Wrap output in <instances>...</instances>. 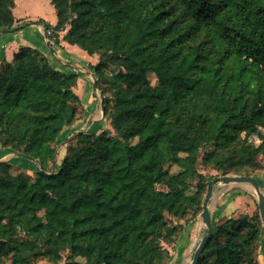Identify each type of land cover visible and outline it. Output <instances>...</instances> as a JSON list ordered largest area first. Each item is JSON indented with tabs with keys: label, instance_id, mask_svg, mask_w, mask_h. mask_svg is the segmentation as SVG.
Returning a JSON list of instances; mask_svg holds the SVG:
<instances>
[{
	"label": "trees",
	"instance_id": "obj_1",
	"mask_svg": "<svg viewBox=\"0 0 264 264\" xmlns=\"http://www.w3.org/2000/svg\"><path fill=\"white\" fill-rule=\"evenodd\" d=\"M52 3L54 30L71 25L69 42L100 55L92 69L111 93L104 113L116 133H78L57 173L31 176L0 162V264H57L61 249L71 253L67 264H164V244L203 211L209 183L199 142L208 143L204 165L240 176H253L251 157L264 152V142L256 150L242 141L244 131L264 128V0ZM14 5L0 0V32L12 30ZM77 80L36 49L3 62L0 146L53 162L62 132L83 110ZM163 179L167 190L157 187ZM261 232L259 213L222 221L198 264H259Z\"/></svg>",
	"mask_w": 264,
	"mask_h": 264
},
{
	"label": "crops",
	"instance_id": "obj_2",
	"mask_svg": "<svg viewBox=\"0 0 264 264\" xmlns=\"http://www.w3.org/2000/svg\"><path fill=\"white\" fill-rule=\"evenodd\" d=\"M14 1L15 24L11 31L0 33V68L3 62L12 61L21 48L29 47L44 53L54 68L64 73L68 71L61 67L69 68V71L78 70L75 92L81 99L83 110L80 118L62 132L60 141H58L56 159L47 165L48 170L57 173L68 153L70 141L79 132L100 130L97 132L100 133L103 129L108 128V123L102 116L101 99L98 102L95 98L97 87L93 77L94 73L80 69L85 65L90 68V64H96L98 56L89 55L77 45L69 44L66 41L54 45L46 39L45 27L38 20L44 19L52 26L57 25L58 16L51 0ZM71 59L76 61L75 64L69 62ZM0 162H9L15 170L31 176L43 169L42 164L37 160L9 147L0 146ZM255 177L259 180L264 192V171L257 173ZM209 208L214 229L217 224L231 217L253 216L257 212L261 214L257 193L249 183H215ZM205 233L206 226L200 217L185 224L176 243L168 247L170 257L165 264H190ZM257 256L259 264H264V224L257 246Z\"/></svg>",
	"mask_w": 264,
	"mask_h": 264
},
{
	"label": "rangeland",
	"instance_id": "obj_3",
	"mask_svg": "<svg viewBox=\"0 0 264 264\" xmlns=\"http://www.w3.org/2000/svg\"><path fill=\"white\" fill-rule=\"evenodd\" d=\"M51 2H52V0H51ZM13 9H14V7H13ZM13 13H14V11H13ZM40 24H42V26L44 25L45 30H46L45 31L46 32V39L49 42L53 43L54 45L60 43L61 41H66L69 44H72L67 39L68 32L71 29V25H67V27L64 30H62V31H56V30H54V27L55 26L50 25V27L47 28L45 26V23H40ZM0 33H2V32H0ZM72 45H76V44H72ZM78 47H80V46H78ZM26 48H29V47H26ZM82 50L85 51L87 54H89L86 50H84V49H82ZM89 55H92V56L96 55V56H98V62L96 64H90V68L88 67V65H85V67L80 68V69L83 70V71H86V72H92V73H94V75H96L95 74V70L92 69V66L97 65L99 63V61H100V55L98 53L89 54ZM69 62L75 64L76 61H73L71 59V60H69ZM61 68H63L64 70L68 71L66 74H75V75L78 76V73H77L78 70L77 71L76 70L69 71V68H65V67H61ZM114 68H116V66L115 65H111L109 68L106 69V73L112 74L111 72H112V70ZM150 79H151V81H152V83L154 85L157 83V79H156V76L154 74H150ZM102 87L103 88H100V86H98L97 89H96L97 91L95 92V98H96V100L99 102L100 99H101V102H102V110H103L102 116L104 117V121L106 120L107 123H108V128H106L105 130L103 129L102 132L109 131L112 134H115L116 131H115L114 127H113V124H112L111 120H109L108 118L105 117V113H104V103H103L105 96L110 97L111 96L110 95L111 93H109V92L106 91L105 92L106 94L104 95L103 92H102V89H105L107 87V84H104ZM230 88L231 87H229L227 89V91ZM262 100H264V91L262 92ZM81 114H82V112H81ZM166 120H167V108L164 107L163 105H160L158 107L157 114L155 115L154 124H155V126L161 128L165 124ZM98 131H100V130H96L94 132H91V131L90 132H83V133H89V134H100V133H102V132L97 133ZM58 141H60V140H58ZM242 141H243L244 144H249V145H251L253 147V149L258 150V148H260L262 146L263 142H264V128L261 127V126H255L252 129H250V130L244 131L243 134H242ZM58 143L59 142H57V150H56L55 159H56L57 151H58ZM73 144H76V136L70 141V143L68 145V150H69L70 146H72ZM199 144H200V147H201L200 158H199V169H200L201 173L204 175L206 182L209 183L208 184L207 191H206V193L204 195V200H203V210H204V201H205V199H206V197L208 195L211 181L213 179H218L220 177H232V176H238V175L234 173L235 170H231V169L228 170V171L223 170V169L219 170V169H217L215 167V165L213 163H210L208 165H204V158H205L206 150L208 149V143L205 140H201L199 142ZM59 147H60V145H59ZM20 153L21 154H24L22 152H20ZM26 155H27V157L30 156L28 154H26ZM32 159H34V158L32 157ZM64 159H63V161H64ZM251 161H252L251 162V165H253L251 167V169H252L251 171H252L253 176H255L259 172L264 171V152L263 151H260L259 150L258 152H256L255 156H252L251 157ZM50 163L51 162L47 163L46 166H43L42 165L43 166V169H41V170H44L47 173L52 174V171L48 170V166H47ZM169 170H170L171 173H174V172H176L178 170V167L175 166V165L169 166ZM226 172H229V173L228 174H225ZM218 182L223 183L221 181H218ZM157 187L159 189H161V190H167L168 189L167 188V179H163V180L159 181L158 184H157ZM257 197H258V195H257ZM201 213L198 214V217H200V218H201ZM257 213H259V212H257ZM165 215H166V218L167 219H169L171 222H174V223H178V222L184 221L183 219H177L176 217L170 215L169 213H166ZM259 216L261 218V223H262V226H263V220H262V217H261V214L260 213H259ZM189 217H190V215H189ZM26 236H27V233H25L24 230H20L19 231V238H24ZM164 245L166 246V248H168L169 246H172L173 244L172 243H169V244L168 243H165ZM61 255H62V259H60L57 264H67L70 261V255H71V253L67 249L66 250L65 249H61ZM76 260L77 261H81V262L84 261V259H80V258H77ZM6 263L7 264H10L11 263L10 259H7L6 260ZM33 264H54V262L51 259L42 257V258L37 259L35 262H33Z\"/></svg>",
	"mask_w": 264,
	"mask_h": 264
},
{
	"label": "water",
	"instance_id": "obj_4",
	"mask_svg": "<svg viewBox=\"0 0 264 264\" xmlns=\"http://www.w3.org/2000/svg\"><path fill=\"white\" fill-rule=\"evenodd\" d=\"M94 79H95V86L98 87V83H97V78L95 75H93ZM25 156H27L26 154H24ZM32 158V156H29ZM221 181L225 184H230V183H249L251 184L257 195H258V205L260 208V212H261V217L263 220V224H264V192L261 189V185L259 180L255 177V176H232V177H220L218 179H213L210 183V189L208 192V195L204 201V210L201 213V219L204 222L205 226H206V233L203 235V237L200 240L199 245L197 246L194 255H193V260L190 264H198L203 251L205 250L210 238L213 236L214 234V225L212 222V216H211V212H210V208H209V203L210 200L212 198V193H213V187L215 185L216 182Z\"/></svg>",
	"mask_w": 264,
	"mask_h": 264
}]
</instances>
